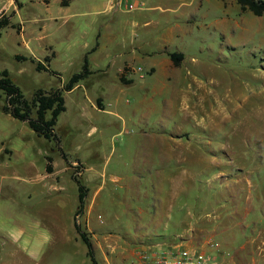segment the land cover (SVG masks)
I'll list each match as a JSON object with an SVG mask.
<instances>
[{
	"label": "rangeland",
	"instance_id": "obj_1",
	"mask_svg": "<svg viewBox=\"0 0 264 264\" xmlns=\"http://www.w3.org/2000/svg\"><path fill=\"white\" fill-rule=\"evenodd\" d=\"M188 1L163 0L162 7L174 12L125 15L136 26L124 34L148 39L152 51L182 55L176 84L134 81L116 104L83 117L66 103L53 130L67 159L85 169L103 168L106 179L119 177L105 191L133 195L141 225L154 222L153 206L163 201V209L172 193L173 208L160 219L167 234L208 232L205 222L213 225L212 216H220L218 227L235 250L264 232V13L240 11L234 0H192L189 7ZM143 21L151 23L142 27ZM14 39V31H2L0 71L30 101L37 90L55 88L56 80L17 62ZM2 105L0 100V128L8 129ZM9 129L26 153L37 157L48 150L58 157L55 143L26 125Z\"/></svg>",
	"mask_w": 264,
	"mask_h": 264
},
{
	"label": "crops",
	"instance_id": "obj_2",
	"mask_svg": "<svg viewBox=\"0 0 264 264\" xmlns=\"http://www.w3.org/2000/svg\"><path fill=\"white\" fill-rule=\"evenodd\" d=\"M191 1L185 5L189 7ZM110 2L0 0V20L6 18L8 22L2 31L15 32L14 59L29 62L36 72L53 77V89H59L71 75L80 72L86 60L89 74L62 92L63 112L66 103L80 117L91 111L103 112L105 107L116 104L123 87L132 86L134 81L145 84L153 78L156 84L165 80L176 84L180 79L182 59L174 66L167 56L169 52L152 51L148 39L124 34L125 27L136 26V21H126L125 15L133 13L140 18L145 13H165L169 9L162 7L163 0H143V6L132 11L112 9ZM150 23L143 21L142 27ZM16 57L25 60L18 61ZM37 63L46 70L38 71ZM4 115L10 117L6 118L10 126L0 128V264H91L75 225L88 238L96 264H149L141 259L142 255L165 247L202 251L211 255L216 264H264L262 230L235 250L228 247L226 230L218 227L220 216H212L213 225L209 220L205 222L208 232L192 231L185 237L167 234L160 219L173 208L172 193L163 209V201L155 203L154 222L143 226L142 210L134 205L133 195L117 197L105 191L107 183L113 187L119 182L118 176L106 179L103 168L85 169L77 159H67L59 141L55 144L58 157L48 150L38 151L37 157L26 153L27 146L9 127L27 124ZM154 176L158 178L157 173ZM78 185L84 193V204L81 213L74 215ZM218 235L222 237L220 242L213 240ZM214 243L220 247H211Z\"/></svg>",
	"mask_w": 264,
	"mask_h": 264
},
{
	"label": "trees",
	"instance_id": "obj_3",
	"mask_svg": "<svg viewBox=\"0 0 264 264\" xmlns=\"http://www.w3.org/2000/svg\"><path fill=\"white\" fill-rule=\"evenodd\" d=\"M234 2L240 11L247 10L257 17L264 13V0H234ZM7 25L6 18L0 20V36L2 29ZM167 56L174 66H177L178 62L182 59L181 54L178 53H170ZM16 59L18 61L25 60V58L21 57H16ZM36 69L38 71L46 70L39 63H37ZM88 74L89 71L84 59L80 72L71 75L59 89H50L48 91L37 90L34 92L32 99L27 101L20 89L10 79L8 72L2 70L0 71V100H3L1 111L15 120L25 122L38 137L46 141H52L58 145V139L53 128L58 115L64 110L62 92L69 91ZM73 180L77 183L75 177H73ZM77 191V207L74 215L81 213L84 204V193L79 185ZM75 230L86 247V256L90 263L96 264L88 238L80 231L77 225H75Z\"/></svg>",
	"mask_w": 264,
	"mask_h": 264
},
{
	"label": "built area",
	"instance_id": "obj_4",
	"mask_svg": "<svg viewBox=\"0 0 264 264\" xmlns=\"http://www.w3.org/2000/svg\"><path fill=\"white\" fill-rule=\"evenodd\" d=\"M143 6V0H111L110 7L115 10L132 11ZM78 167L77 164H73ZM79 170H76V174ZM77 219V216H75ZM214 249H218V243L210 244ZM143 261L149 264H216L214 258L202 251L186 250L180 247H165L155 250L152 254L142 255Z\"/></svg>",
	"mask_w": 264,
	"mask_h": 264
}]
</instances>
